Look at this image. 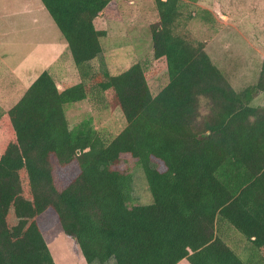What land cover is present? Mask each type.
Returning <instances> with one entry per match:
<instances>
[{"label": "trees", "instance_id": "obj_1", "mask_svg": "<svg viewBox=\"0 0 264 264\" xmlns=\"http://www.w3.org/2000/svg\"><path fill=\"white\" fill-rule=\"evenodd\" d=\"M41 1L80 83L61 90L46 71L0 106V264H55L44 231L56 225L87 264H264V107L253 105L264 62L256 84L236 91L179 30L193 18L185 1L198 0H154L153 52L169 75L154 94L139 63L117 76L93 69L107 37L94 21L110 0ZM86 100L120 108L126 128L110 140L92 120L71 129L65 105ZM130 160L150 205L134 201Z\"/></svg>", "mask_w": 264, "mask_h": 264}, {"label": "rangeland", "instance_id": "obj_2", "mask_svg": "<svg viewBox=\"0 0 264 264\" xmlns=\"http://www.w3.org/2000/svg\"><path fill=\"white\" fill-rule=\"evenodd\" d=\"M110 1L97 21L98 28L107 31V37L102 39L104 52L94 61L93 69L107 70L117 76L139 63L144 68L152 92L158 94L169 83V75L165 59L157 60L154 57L150 29L160 20L154 0ZM185 3L189 5L185 14L189 13L193 18L186 20L187 25L186 21L181 22V33L195 44H204L213 62L236 91L256 84L264 62V0H198L196 3ZM20 24H26L20 17L11 20L7 18L4 22V43H0V106L4 110L11 109L46 71L54 77L61 90L80 82L77 69L72 66L73 57L71 62L68 54H63L62 61L52 63L49 60L51 53L37 52L45 58L40 67L23 68L22 60L17 58L20 53L15 50L21 45L13 41L22 37V32L17 36L15 34ZM10 49L15 51L10 52ZM64 71L69 75L62 76ZM253 105L264 107V93L254 100ZM65 112L71 129L85 120H92L93 127L108 140L120 134L127 126L120 108H94L87 100L66 104ZM129 163L134 170V201L141 205L152 204L153 197L144 171L138 170L132 160ZM222 232L229 242L241 241L227 226H222ZM44 238L55 264H87L71 255L60 225L45 230ZM107 264L115 262L111 260ZM179 264L190 263L183 260Z\"/></svg>", "mask_w": 264, "mask_h": 264}, {"label": "crops", "instance_id": "obj_3", "mask_svg": "<svg viewBox=\"0 0 264 264\" xmlns=\"http://www.w3.org/2000/svg\"><path fill=\"white\" fill-rule=\"evenodd\" d=\"M14 1L16 3H12L11 0H0V43H4V22H6V19L9 18L11 20L15 19L16 17L22 18V22H25L26 24H20L19 30L17 29L15 31L16 36L18 33L22 32V37L20 36L18 40H13L14 44L21 45L20 47L18 46V48L15 50L20 53L17 58L22 60V67L26 69H30L33 67L39 68L43 61L42 59L45 58H42L37 52L51 53L52 56L49 57V60L52 63L62 61L63 54H68L71 61L72 55L69 50L68 44L63 38L54 20L44 7L42 1ZM102 15L103 14H101L100 17H98L94 21L97 30H102L98 28L97 25V21L101 18ZM5 27L6 29L9 28L6 23ZM15 50L10 49L9 51L13 52ZM51 62L49 66L52 65ZM72 66L75 67L74 63L72 64ZM62 68L63 66H61V69ZM61 75L68 76L69 74L67 71H64Z\"/></svg>", "mask_w": 264, "mask_h": 264}]
</instances>
